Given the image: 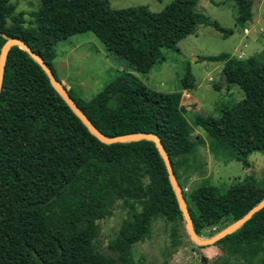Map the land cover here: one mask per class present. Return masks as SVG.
<instances>
[{
    "label": "trees",
    "instance_id": "trees-1",
    "mask_svg": "<svg viewBox=\"0 0 264 264\" xmlns=\"http://www.w3.org/2000/svg\"><path fill=\"white\" fill-rule=\"evenodd\" d=\"M200 0H174L164 10L147 6L113 9L110 0H41L39 10L17 13L11 0H0V54L7 38H20L39 54L57 76L58 45L76 35L93 33L107 51L128 62L92 100L68 90L80 109L104 135L156 134L168 154L183 190L196 232H219L244 217L264 199V180L254 176L226 190L203 184L185 191L206 163L205 145L195 136L181 104L192 90L191 72L180 90L160 93L135 73L148 75L162 59V50L180 52L178 44L199 25L225 37L232 34L200 14ZM236 23L253 20L252 0H231ZM10 21V23H9ZM205 60L222 62L229 86L245 99L220 107V116H198L196 124L211 137L216 159L237 160L247 168L249 156L264 151V62L229 53ZM129 208L110 249L124 264H134L133 249L149 239L156 220L173 224L172 248L181 241L179 221L186 229L169 175L156 145L150 141L107 145L93 136L56 92L42 68L28 53H9L0 95V264H117L96 245L98 222L112 215V202ZM187 230V229H186ZM231 260L264 262V209L240 230L216 243Z\"/></svg>",
    "mask_w": 264,
    "mask_h": 264
},
{
    "label": "rangeland",
    "instance_id": "rangeland-1",
    "mask_svg": "<svg viewBox=\"0 0 264 264\" xmlns=\"http://www.w3.org/2000/svg\"><path fill=\"white\" fill-rule=\"evenodd\" d=\"M174 0H110L113 9H128L147 6L158 13ZM254 17L245 27L236 23L237 8L231 0H200L197 11L223 28L230 30L225 37L210 26L198 25L195 32L178 44L180 52L162 50V59L156 63L146 76L135 73L151 90L160 93H174L180 90L182 79L192 73L195 87L182 92L181 104L186 108L185 116L193 128L195 136H201L205 145L199 147V154L206 163L204 174L197 172L185 185L186 192L203 184H210L226 190L232 184L254 176L264 180V151L250 154L249 165L225 158L216 159L209 151L211 137L196 124L198 116H220V107L230 106L245 99L244 92L238 86H229L222 73V62L205 60L209 56L229 53L239 59L257 58L264 62V0H252ZM17 7V13H25L29 26L31 12L39 10L41 0H11ZM10 23V21H9ZM247 29V31H245ZM55 61L57 76L68 90L85 100H92L104 91L123 71L131 69L126 60L110 54L103 43L93 33L76 35L61 42ZM112 215L98 222L96 245L101 253L124 264L119 255L110 249V244L118 238L123 222L128 219L129 208L122 202L114 201L110 205ZM173 224L156 220L149 239L133 249L134 264H223L228 257L216 246L199 247L190 238L185 227L176 222L180 245L173 250ZM219 229H207L203 236L211 238ZM232 264H264L261 258L247 262L234 261Z\"/></svg>",
    "mask_w": 264,
    "mask_h": 264
},
{
    "label": "water",
    "instance_id": "water-1",
    "mask_svg": "<svg viewBox=\"0 0 264 264\" xmlns=\"http://www.w3.org/2000/svg\"><path fill=\"white\" fill-rule=\"evenodd\" d=\"M13 47H18L21 50L25 51L26 53L29 54V56L36 63L39 64V66L48 76L51 82V85L56 90V92L63 98V100L71 108L74 114L87 127L90 133L93 136H95L100 142L107 144V145H112V144H118V143L126 144V143L146 140V141L153 142L156 145L161 157L164 160V163H165L168 175H169L171 186L175 192L180 210L183 214L187 232L191 240L199 247H208V246L215 245L216 243H218L225 237L234 234L235 232L240 230L248 221H250L258 212L264 209V199H263L258 205H256L253 209H251L244 217L235 221L231 225L227 226L225 229L217 233L215 236L211 238H204L200 236L195 230L194 222L190 215L188 205L184 197L183 190L176 178L171 160L162 145L160 137L157 136L156 134H144V133L109 137L101 133L94 126V124L89 120L86 114L80 109V107L77 105L75 100L70 96L68 89L64 86V84L56 78L52 70L45 63L44 59L39 54L34 52L30 48V46L20 38H16V37L7 38V41L1 50V54H0V95L2 92L4 74H5V68H6L8 56Z\"/></svg>",
    "mask_w": 264,
    "mask_h": 264
},
{
    "label": "built area",
    "instance_id": "built-area-1",
    "mask_svg": "<svg viewBox=\"0 0 264 264\" xmlns=\"http://www.w3.org/2000/svg\"><path fill=\"white\" fill-rule=\"evenodd\" d=\"M245 31H247V29H246ZM185 191H186V190H185Z\"/></svg>",
    "mask_w": 264,
    "mask_h": 264
}]
</instances>
